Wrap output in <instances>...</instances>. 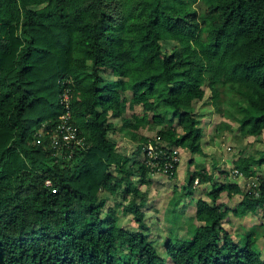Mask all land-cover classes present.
Wrapping results in <instances>:
<instances>
[{
  "label": "trees",
  "instance_id": "obj_1",
  "mask_svg": "<svg viewBox=\"0 0 264 264\" xmlns=\"http://www.w3.org/2000/svg\"><path fill=\"white\" fill-rule=\"evenodd\" d=\"M205 85L235 104L245 132L264 131V0H0V264H264L252 232L234 241L223 224L230 206L217 201L240 194V215L264 207V172L254 168L264 158L237 159L258 177L245 187L191 175L188 188L212 182L210 199H197L189 241L168 239V259L148 239L140 185L150 169L111 135L114 118L132 137L151 119L167 125L141 136L135 154L148 140L202 152L194 107ZM64 91L84 136L70 157L50 145ZM118 190L134 227L106 205L103 191Z\"/></svg>",
  "mask_w": 264,
  "mask_h": 264
},
{
  "label": "rangeland",
  "instance_id": "obj_2",
  "mask_svg": "<svg viewBox=\"0 0 264 264\" xmlns=\"http://www.w3.org/2000/svg\"><path fill=\"white\" fill-rule=\"evenodd\" d=\"M172 45V41L163 40V48H170ZM104 76L106 79H114L111 74H104ZM205 90L204 99L194 107L195 114L201 118L203 151L192 152L180 147V162L175 177L169 178L164 174L149 175V181L140 185V191L146 200L143 210L149 226L148 239L163 258L169 259L166 251L169 238L179 243L187 242L192 238L196 226L200 223L196 218L195 201L200 197L210 199L208 192L212 189L214 180L233 181L245 187L246 181L230 177L237 159L248 156L256 160L264 158V131L259 135L245 132L239 120L242 115L235 104L223 94L220 100L213 98L208 85H205ZM128 112H131L130 108ZM122 119V117L113 119L116 131L111 135L117 142L118 150L136 160L144 158L143 152L135 154L141 142L140 137L155 138L159 129L167 125V122L158 124L150 119L139 129L137 137H132L126 128H120ZM254 168L258 173H263L264 163L261 165L255 163ZM200 171L212 174L213 181L199 182L192 188H188L191 175ZM220 171L226 172V177ZM133 179L138 180L139 173H135ZM120 190H118V196L103 191V194L107 196L106 205L115 206L117 209L119 207L118 223L131 228L136 225L134 214L131 211H122V207L119 206L120 201L127 203L121 198ZM240 199V194L231 196L227 192L219 196L218 203L225 202L230 206L223 224L232 234L234 241L239 243H243L246 234L252 232V236L257 238L255 248L264 258V207H258L255 212L248 211L245 215H240L234 211Z\"/></svg>",
  "mask_w": 264,
  "mask_h": 264
},
{
  "label": "built area",
  "instance_id": "obj_3",
  "mask_svg": "<svg viewBox=\"0 0 264 264\" xmlns=\"http://www.w3.org/2000/svg\"><path fill=\"white\" fill-rule=\"evenodd\" d=\"M67 91H64L62 101L65 103L66 110L59 117L58 124L52 129L50 134V145L59 150V156L63 155L65 149H70L71 153H74V149L82 147L84 145V136L79 132L78 126L72 120V115L69 110L70 99ZM144 154V162L150 169V174H172L175 166L180 162V151L178 148H174L170 153L162 147V143L152 140H148L142 148ZM178 167V166H177ZM230 177L233 179H243L247 185L256 184L257 176L246 177L243 171L233 167L230 172ZM251 179V180H249ZM198 179L195 180V183ZM46 184L52 186L50 179L46 180ZM52 191H56V188L52 186Z\"/></svg>",
  "mask_w": 264,
  "mask_h": 264
},
{
  "label": "crops",
  "instance_id": "obj_4",
  "mask_svg": "<svg viewBox=\"0 0 264 264\" xmlns=\"http://www.w3.org/2000/svg\"><path fill=\"white\" fill-rule=\"evenodd\" d=\"M157 175V174H156ZM197 200L195 201V204H196Z\"/></svg>",
  "mask_w": 264,
  "mask_h": 264
}]
</instances>
